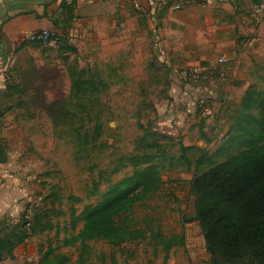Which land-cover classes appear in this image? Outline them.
Here are the masks:
<instances>
[{"label":"rangeland","instance_id":"obj_1","mask_svg":"<svg viewBox=\"0 0 264 264\" xmlns=\"http://www.w3.org/2000/svg\"><path fill=\"white\" fill-rule=\"evenodd\" d=\"M139 10L138 20H78L63 44L74 52L31 47L0 77L10 87L0 90V232L28 234L1 264H210L194 220L195 164L235 154L248 115L258 117L242 100L264 93V17ZM67 66L95 86L77 108L81 144ZM156 141L167 154L161 186L123 217L142 235L82 241L84 208L131 174L137 143Z\"/></svg>","mask_w":264,"mask_h":264},{"label":"trees","instance_id":"obj_2","mask_svg":"<svg viewBox=\"0 0 264 264\" xmlns=\"http://www.w3.org/2000/svg\"><path fill=\"white\" fill-rule=\"evenodd\" d=\"M58 40L60 49L75 51L63 47L67 42L62 37ZM66 70L71 81L69 98L75 104L70 126L74 127L81 144L83 138L76 130L77 108L84 105L95 86L75 69L67 66ZM5 82L0 90L10 88L6 78ZM242 108L247 113L253 108L258 111V117L248 115L249 122L242 128L248 137L237 145L238 151L229 154L223 162H213L211 156L204 155L195 164L196 173L191 183L197 199L194 220L202 229L210 264H264V93L247 90ZM250 122L255 124L251 129L247 128ZM159 143H137V155L130 160L131 174L113 183L99 203L84 208L82 241L119 244L142 235V231L130 229L123 217L130 215L136 204L144 202L161 186L160 166L167 154ZM7 161L6 147L0 141V164ZM126 221H130L128 217ZM27 238L28 234L17 230L8 234L0 232V264ZM57 260L56 264L67 263L65 256H58Z\"/></svg>","mask_w":264,"mask_h":264},{"label":"crops","instance_id":"obj_3","mask_svg":"<svg viewBox=\"0 0 264 264\" xmlns=\"http://www.w3.org/2000/svg\"><path fill=\"white\" fill-rule=\"evenodd\" d=\"M150 1L0 0V77L14 63V56L24 55L26 50L35 47L29 42L31 34L48 30L66 40L73 33L71 25L78 20H138L135 10L138 14H141L139 9L149 13ZM258 5L253 0H196L185 13L196 14L197 20H229L242 16L246 8L259 21L264 17V10H259ZM162 20L179 19L168 14ZM3 86L0 79V88Z\"/></svg>","mask_w":264,"mask_h":264},{"label":"built area","instance_id":"obj_4","mask_svg":"<svg viewBox=\"0 0 264 264\" xmlns=\"http://www.w3.org/2000/svg\"><path fill=\"white\" fill-rule=\"evenodd\" d=\"M253 1L259 2V5L257 6L259 10H264V0ZM195 2L196 0H151L149 13L152 16L159 14L162 10H167L170 13H177ZM59 37L60 36L53 32L42 30L31 34L29 36V42L58 46Z\"/></svg>","mask_w":264,"mask_h":264}]
</instances>
